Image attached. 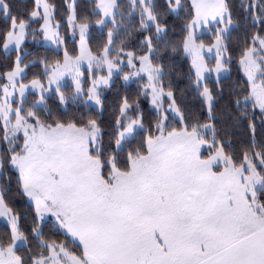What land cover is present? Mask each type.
I'll use <instances>...</instances> for the list:
<instances>
[{
	"label": "snow or ice",
	"instance_id": "6c2138e0",
	"mask_svg": "<svg viewBox=\"0 0 264 264\" xmlns=\"http://www.w3.org/2000/svg\"><path fill=\"white\" fill-rule=\"evenodd\" d=\"M41 4L42 0H35L30 19L44 21L41 28L48 38L52 6L43 0L41 14ZM131 4L140 9V28L151 31L154 26L160 40L167 29L160 22L154 0H131ZM117 7L116 0H99L96 8L102 18L96 23L106 25L110 17L115 25L113 10ZM166 7L175 12L183 5L181 0H166ZM192 8L194 14L185 26L183 50L191 57L194 82L198 90L202 88L200 95L211 119L214 95L201 81L204 73L213 69L204 62L201 53L205 45L197 43L194 29L198 25L215 27V42L208 51L216 49L214 70L220 73L226 70L225 38L234 21L227 0H192ZM241 8L248 15L258 8L264 16V0H242ZM0 15L10 20L3 33V47L15 45L18 49L29 20L12 15L8 0H0ZM260 19L253 15V20ZM69 22L80 30L81 55L73 60L65 51L62 65L59 61L54 67L45 64L48 84L55 83L57 92L64 71L78 74L82 60L88 59L89 67L93 62L97 66L106 64L109 77L120 60L119 54L111 57L113 30L108 32L102 53L94 56L85 46L89 23H75L74 12ZM52 36L59 42L58 33L52 32ZM144 47V55H124L128 66L136 69L130 75L148 73L146 87L151 89L158 119L155 133L129 150L125 158L121 156L124 142L134 136L137 128L144 127L142 119L127 118L131 107L127 98L120 108L124 118L116 120L115 147L109 151L95 119L86 124L42 120L33 109L44 102L43 95L32 108L24 107L27 89L39 87L43 92L45 85L33 80L29 86L16 79L24 71L20 56L15 67L0 76L7 81L0 85V217H8L11 228L9 242L0 241V264H264V145H257L253 136L250 146L240 156H234L225 151L212 124L184 123L174 93L170 88L165 92L161 84L162 65L152 63V36L144 38ZM239 64L248 87L235 100V119L249 120L254 134L255 109L264 118V36L256 33L250 42L246 41ZM124 79L128 80L129 75ZM99 84H108V78L94 79L88 89V99L96 104L102 103L96 91ZM83 94L81 80L76 78L73 102ZM59 100L67 102L63 93ZM249 102L253 113L247 111ZM169 111L179 116L182 127L177 129L168 123ZM207 131L213 132L211 140ZM205 145L206 157L202 152ZM11 170L15 171L20 194L35 209L31 229L39 249L35 254L31 249L25 255L18 254L27 247L29 235L21 229L19 216L5 200L7 189L2 182ZM46 215L55 218L56 230L70 238V243L78 241V250L43 238L40 222Z\"/></svg>",
	"mask_w": 264,
	"mask_h": 264
},
{
	"label": "trees",
	"instance_id": "16d2710c",
	"mask_svg": "<svg viewBox=\"0 0 264 264\" xmlns=\"http://www.w3.org/2000/svg\"><path fill=\"white\" fill-rule=\"evenodd\" d=\"M54 9V19L59 24V28L64 34V44L67 53L75 54L77 52V43L72 40L66 31L65 20L68 11L64 4V0H47ZM246 3L247 0H244ZM258 2V0H254ZM11 6L12 15L19 18L29 20L30 27L34 30L38 28L41 20L31 22L30 13L36 7L34 0H8ZM156 11L160 14L161 24L166 26V34H162V38L157 40L155 36V27L151 31L142 30L140 28V14L132 13L131 4L127 0H118L115 14L116 29L118 23L120 27L114 35V45L122 44L127 51H133L138 56L144 55L147 48L144 47V38L152 36L155 52L151 56L154 65H162L164 75L161 81L173 84L170 88L174 93L177 105L179 106L183 116L184 123L193 124H212L215 129V135L218 140L224 143L225 151L240 156L252 143L253 136L257 145H264V118L261 117L259 109H255L254 119L252 123L255 125V133L249 128V120H236L235 100L240 97L241 93L248 87L247 79L242 74L239 60L242 50L246 47V41L250 42L253 34L258 33L264 35V16L259 12L258 8L254 9L252 15L246 14L242 8V0H227L232 11L233 27L225 38L228 51L225 53L228 61L226 67L229 74L225 77L215 80L209 77L205 80V85L212 91L214 95L212 118L206 111L200 93L195 86V76L191 68L189 59L183 54V40L186 35L185 26L190 22L193 15V8L190 0H181L182 8L173 13L166 7V0H154ZM96 6L93 0H76L74 4V15L76 23L88 22L90 25L99 19V15L95 10ZM253 15L261 17L260 20H253ZM10 20H6L0 15V71L4 72L12 68L16 56V50H12L9 54H5L2 50L3 33L7 30ZM109 25V24H108ZM221 26V25H220ZM115 29V30H116ZM209 33H200L196 35L197 43H203L205 46L212 45L215 41V27H208ZM31 37V36H30ZM108 34L104 29L97 31L90 28L89 37L87 39L88 47L92 54L98 55L101 49L107 44ZM143 46V47H142ZM23 52L29 51V55L23 59V62L37 61V64L27 70L22 82L28 83L33 80H44V74L41 73V62L51 64L62 59L61 51L56 52L49 47H42L37 44H30L27 39L22 45ZM64 85L61 89L65 92ZM102 101V111L98 112L93 107L86 104H67L64 108L58 100L56 94L46 97L45 105L42 108L33 109L37 111L42 120L52 122L59 119L62 122L75 120L78 123L86 124L89 119H95L102 131L103 144L111 151L115 147L114 137L116 133V120L122 118L120 108L127 98L130 108L127 113L129 116H140L144 125V131H138L134 137L130 139L121 153L125 158L129 150H134L148 135L155 133V123L158 119L157 112L150 106L148 94L143 91V87L138 83L125 85L120 78H116L115 82L107 89ZM38 99V94L29 93L25 98V108H32L33 103ZM249 113H253L251 102L247 108ZM171 120V118H170ZM172 127L179 129L182 127L171 121ZM206 136L212 139L213 132L207 131ZM111 146V147H109ZM208 149V146H207ZM259 150V148H257ZM3 187L7 189L5 200L8 206L19 216L20 227L29 235V242L20 255H25L28 249L32 253H37L39 249L36 242L32 240L31 229L35 221V209L26 196L19 192L16 183V174L11 170L4 177ZM43 238L47 241H56L57 243L68 244L69 248L77 249L78 244L70 243V238L65 237L63 232L57 231L55 223L50 220L45 222L41 227ZM10 230L6 223L0 219V241L9 242Z\"/></svg>",
	"mask_w": 264,
	"mask_h": 264
},
{
	"label": "rangeland",
	"instance_id": "374dc122",
	"mask_svg": "<svg viewBox=\"0 0 264 264\" xmlns=\"http://www.w3.org/2000/svg\"><path fill=\"white\" fill-rule=\"evenodd\" d=\"M75 1L76 0H64V4H65L66 9L68 11L67 18L65 20L66 31H67L68 35L70 36V38L72 40H75L76 43H77V52L75 54H71V55L68 53V55L73 60H75L78 56L81 55L80 30H79L78 27H75L74 28L73 27V24L69 22V16L70 15H73V12H74V4H75ZM93 1H94L95 6L99 2V0H93ZM117 1L118 0H116V2ZM127 1L131 4V0H127ZM46 2L48 3L47 0H46ZM190 3H191V6H192V0H190ZM131 7H132V9H131L132 10V13H135V12L138 11V13L140 14L139 7H135L132 4H131ZM133 9H135V10H133ZM50 10L52 12V16L50 17V24H49V29L50 30H49V36H48V38H46V36L44 34V31L41 28V26L43 25L44 21L42 19H40V18H36L35 20H32L31 22H38V23H40L39 21L41 20L42 23H40V25L38 26V28L36 30H34L32 27L29 26V28L27 29V34H26L24 40L22 41V43H21V45H20V47L18 49L16 48L15 45H10L8 49H5L3 47V45H2V50L4 51V53L5 54H9L12 50H16V56H17V53H18V56H20L21 59L22 58L24 59L26 56L29 55V51L23 52V50H22V45H24V42L27 39V41L30 44H37V45L42 46V47H49V48L55 50L56 52H59V51L63 52L62 53V55H63L62 56V59L59 60L60 64L62 65L64 63V56H65V50L64 49H66L65 44H64V36L65 35L62 34V32H61V30L59 28V24L54 19V9H53V7H51ZM95 10H96V13L99 15V19L102 18V13L100 12V10L98 8H95ZM40 11H41V14H43V0H42V4H41V7H40ZM113 11L116 14L117 9L115 8ZM177 11H175V12H177ZM175 12H173V13H175ZM193 14H194V10H193ZM106 19L108 21L106 25H99L96 22L94 23V25H90L89 24V28L87 30L86 45H85L88 50H90V49H89L88 44H87V39L89 37V33H90V28L91 27L95 28L97 31L98 30L99 31H102V30L105 29L107 31V34H108L109 30H113L114 35L118 31V29L120 27V24L118 23V27L116 29V24L117 23L115 25H113L112 22H111V18L110 17L109 18H106ZM75 23H76V21H75ZM208 27L209 26H199L198 25L194 29L195 36L197 34H200V33H209L210 31H209ZM220 27H223V25H221ZM52 32L58 33L59 42H56L57 41V37L52 36ZM107 42H108V38H107ZM212 45L205 46V48L202 50V53H201L203 55V57H204V62L207 65V67L213 69V71H211V72H205L204 73V77L205 78L201 81V84L202 85H205V80L207 78H209V77H213L215 80H218L219 78L225 77V76H227L229 74V71H228L227 67H226V70L221 71L220 73H217L214 70L215 69V66H216V59H215L216 49L213 48L211 52L208 51V48L211 47ZM112 47L114 48V51L111 53V57L112 58H115L119 54L120 60H119L118 67L112 69V75L110 77H109L108 67H107L106 64L105 65H102V66H97L95 64V62H93L92 63V66L89 67V61H88V59H84V60H82L80 62L79 66H78V74H77L76 71H64L63 75L60 77V80H59V83L61 85L60 91L57 92L56 91V84L55 83H53L51 85L48 84V76L45 74V65H44V62L42 61L41 62V66H42L41 73L44 74V77H43L44 80L43 81L40 80V81H41V83H43L45 85V90L42 92L39 87L32 88L30 86L32 81L31 82H28V83H23L22 82V79L26 75L27 70L30 67H32L35 64H37V61H31V62L24 63L23 62V59H22V62H21L20 67L23 68L24 71H23V73L20 76L16 77V79L18 81H20L21 83L30 86L27 89V91L25 92V98L31 92L32 93H35V94H38V99L35 102H37V101L40 100L41 95L44 96V102L42 104H40L37 108H42L45 105L46 97H49L52 94H56V96L58 97V100H59L60 93H63L64 96L67 98V102L66 103H63V104L61 103L64 108H66V105L67 104H81V103H83V104H86L87 106L93 107V109L97 110L98 112H101L102 111L101 110L102 109V103L101 104H96L95 100H89L88 99V89L90 87H92V81L94 79H99L100 77L108 78V84H99V86L96 89V91L100 95V99H101V102H102L103 101V98L105 97L104 94L106 93L107 89L111 87V85L115 82V79L116 78H120L121 79V82L123 84H125V85L131 84V83H135V82L138 83L139 85H141L143 87V91L145 92V94L146 93L148 94L150 106L157 112L158 110L152 104L151 89L146 87L148 85V83H149V81H148V73L147 72H141L139 75H130L131 73H134L136 71V69L131 68V67L128 66V60H127V57L124 55V53L132 52L136 56H138V55L135 52H133V51H127L126 48H124V46L122 44H117V45H114V46L112 45ZM103 48L101 49V53L103 51ZM121 49H123V52H121ZM146 53H147V51H146ZM100 54H98V55L93 54V55L94 56H99ZM183 54H184V56H186L189 59L190 65H191V68H192V60H191V57L188 56L184 52V50H183ZM16 58L13 61L12 68L15 67ZM225 59H226V56H225ZM135 63H136L137 68H138L139 67V61H136ZM55 65H56V62L49 64V66H52V67H54ZM12 68L9 69V70H7V71H4V72H1L0 71V76H3V74L7 73L8 71H11ZM62 71H63V69H62ZM241 71H242V69H241ZM193 72H194V70H193ZM242 74L245 76V74H244L243 71H242ZM126 75H129V79L128 80H125L124 79V77ZM76 78H78V79L81 80V86L84 89V94L83 95H80L75 100V102H73L72 97H73V94L75 92V79ZM245 78L247 79L246 76H245ZM4 83H7L6 79H0V85H2ZM161 84L163 85L165 92L168 91L169 88H172L173 87V84L166 83L165 81H161ZM64 85H67V87H65V90H64L65 92H63L62 89H61ZM18 89H19V85L17 86V92H16V101H17V103H19V100H20L19 93H18ZM198 91L200 93V91H202V88L199 89ZM201 99H202V101L204 103V106H205L206 111H208L207 105L205 104L204 98L202 96H201ZM164 108L165 109L168 108L167 102H165ZM167 114L169 116V121H168L169 124H171V121H173V123L175 122V123L181 125L179 116H177L175 113H172L170 111ZM126 116H127L128 119H141L140 116H136V115L129 116L127 112H126ZM123 118L124 117H122L121 119H123ZM170 118H171V120H170ZM125 122H127V120ZM138 131H141L142 132V131H144V128H137L136 129V133ZM101 133H102V131H101ZM133 137L134 136L129 137L128 140H126L124 142V144L126 145V143L130 139H132ZM202 152H203V154L206 157L207 154H208L207 145L204 146V148L202 149ZM0 219L4 223H6L8 225L9 230L11 231L10 225L8 223L9 218L8 217H0ZM50 220H52L55 223V218L54 217H52L50 215H46L45 216V219L42 222H40L41 223V227L43 226V224H45V222H48ZM76 243L78 244V241Z\"/></svg>",
	"mask_w": 264,
	"mask_h": 264
}]
</instances>
